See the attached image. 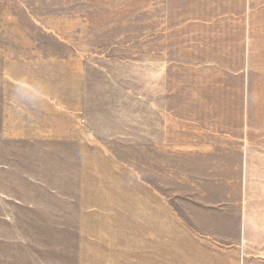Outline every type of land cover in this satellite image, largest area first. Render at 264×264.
I'll list each match as a JSON object with an SVG mask.
<instances>
[{
	"label": "rangeland",
	"instance_id": "obj_1",
	"mask_svg": "<svg viewBox=\"0 0 264 264\" xmlns=\"http://www.w3.org/2000/svg\"><path fill=\"white\" fill-rule=\"evenodd\" d=\"M0 264H264V0H0Z\"/></svg>",
	"mask_w": 264,
	"mask_h": 264
},
{
	"label": "crops",
	"instance_id": "obj_2",
	"mask_svg": "<svg viewBox=\"0 0 264 264\" xmlns=\"http://www.w3.org/2000/svg\"><path fill=\"white\" fill-rule=\"evenodd\" d=\"M248 40V39H247Z\"/></svg>",
	"mask_w": 264,
	"mask_h": 264
}]
</instances>
